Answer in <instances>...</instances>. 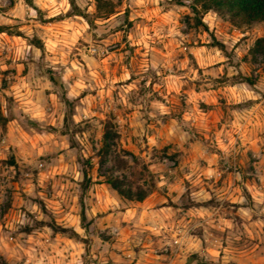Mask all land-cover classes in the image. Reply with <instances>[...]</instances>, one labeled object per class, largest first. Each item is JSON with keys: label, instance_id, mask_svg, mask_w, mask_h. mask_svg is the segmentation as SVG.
<instances>
[{"label": "clouds", "instance_id": "clouds-1", "mask_svg": "<svg viewBox=\"0 0 264 264\" xmlns=\"http://www.w3.org/2000/svg\"><path fill=\"white\" fill-rule=\"evenodd\" d=\"M0 264H264V0H0Z\"/></svg>", "mask_w": 264, "mask_h": 264}]
</instances>
